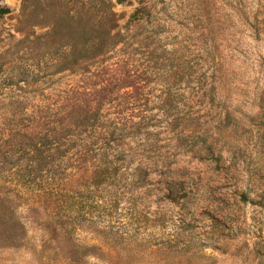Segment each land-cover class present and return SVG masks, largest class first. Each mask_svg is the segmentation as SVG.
<instances>
[{
  "label": "rangeland",
  "instance_id": "rangeland-1",
  "mask_svg": "<svg viewBox=\"0 0 264 264\" xmlns=\"http://www.w3.org/2000/svg\"><path fill=\"white\" fill-rule=\"evenodd\" d=\"M105 2L117 44L53 74L91 0H0V264H264V0ZM96 89L92 149L21 186L25 115Z\"/></svg>",
  "mask_w": 264,
  "mask_h": 264
},
{
  "label": "trees",
  "instance_id": "trees-1",
  "mask_svg": "<svg viewBox=\"0 0 264 264\" xmlns=\"http://www.w3.org/2000/svg\"><path fill=\"white\" fill-rule=\"evenodd\" d=\"M91 5L93 12L89 20L92 26L85 32L86 45L81 48L75 44L65 47L67 56L62 58L61 64H53L56 66L53 74L75 73L82 66H91L102 56L105 48L117 44L118 36H121L119 31L113 34L118 28L117 13L105 0H100L99 7L96 0H91ZM151 9L142 3L134 13V20L140 21L151 16ZM94 11H97V14ZM8 12V9L0 6V18ZM146 23H151V20L146 19ZM146 32V28H143L141 35H134V44L144 40L155 41L160 34L157 26L143 40L135 41V38L138 36L142 38ZM164 52L167 53L166 48ZM103 91L104 89H96L94 93L73 91L66 99V105L62 104L51 113L47 111L41 116L34 117L32 114L25 115L24 120L31 119L32 123L21 128L23 140L16 151L17 161L13 162L15 165L12 167L13 169L21 167L22 176L18 182L21 186H36L37 178L43 174L48 176L53 174L54 177L56 173L61 175L67 170L64 168V162L72 157L74 151L86 154L92 149L88 137L92 132L97 135V130L104 126Z\"/></svg>",
  "mask_w": 264,
  "mask_h": 264
}]
</instances>
